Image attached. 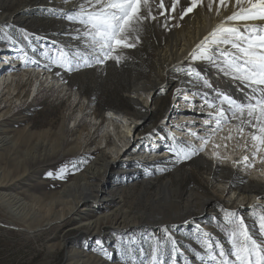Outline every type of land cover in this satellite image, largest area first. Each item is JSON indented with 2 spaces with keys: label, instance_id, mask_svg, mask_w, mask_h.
Returning a JSON list of instances; mask_svg holds the SVG:
<instances>
[{
  "label": "rangeland",
  "instance_id": "obj_1",
  "mask_svg": "<svg viewBox=\"0 0 264 264\" xmlns=\"http://www.w3.org/2000/svg\"><path fill=\"white\" fill-rule=\"evenodd\" d=\"M47 1L0 0V17L15 15L0 24V50H5L1 54L24 58L26 52L19 70L48 72L53 79L48 85L24 80L18 85L22 94L0 96V198H7L0 200V264H152L154 249L162 264H215L209 259L206 242L218 259L217 245L235 264L230 255L231 234L240 220L248 234L264 246L259 227L264 204L256 202L249 207L244 203L239 213L225 207L231 191L241 187L240 180L253 175L251 168L256 164H264V149L260 145L257 152L249 141L243 144L246 153L240 154V144L231 137L216 144L222 133L214 130L222 124L216 127L215 115L201 96L190 97V86L201 76L199 69L190 62L174 66L168 74L177 80L174 87L131 94L133 87L153 72L156 36L162 43L169 32L162 23V12L168 13L173 0H164L163 10L157 6L159 0H151L155 19L145 20L139 32L132 34L128 43L134 47L117 48L109 59H104L98 48L93 50L83 24L68 19L80 9L62 11ZM182 1L180 5H187ZM58 39L66 40L65 47ZM62 52L72 61L71 71L60 66ZM97 57L103 63H96ZM6 70L9 73L11 66ZM227 76L217 65L209 80L218 89L234 83ZM132 99L152 111L138 139L128 143L120 135L128 148L121 160L137 161L133 167L136 175L126 173L124 164L100 172L114 156L112 145L121 146L111 128L106 130L104 118L108 111L133 113ZM189 114V119L182 118ZM185 119L193 122L188 128ZM154 139L162 141L159 149L154 147ZM56 141L59 146H51ZM181 146H191L189 158L177 155ZM211 150L214 154L209 156L206 152ZM150 151L159 153L155 155L159 160L146 164ZM258 153L261 155L255 157ZM199 156L211 161V173L198 163ZM139 160L143 164L138 165ZM232 161L239 167L232 168L233 175L227 180L231 191H218L209 174L217 164L231 166ZM258 176L264 180L263 173ZM169 179L179 192L193 187L202 193L201 199L212 201L195 217L172 221L181 207H171L161 195V185ZM84 195L88 200L74 216L52 223ZM173 195L177 199L178 195ZM91 222L97 225H88Z\"/></svg>",
  "mask_w": 264,
  "mask_h": 264
},
{
  "label": "bare ground",
  "instance_id": "obj_2",
  "mask_svg": "<svg viewBox=\"0 0 264 264\" xmlns=\"http://www.w3.org/2000/svg\"><path fill=\"white\" fill-rule=\"evenodd\" d=\"M47 2H50L51 4L58 6L62 11L80 9L81 4H84L85 7H91L90 5L87 4V0H49ZM182 2L183 1L181 0L180 3ZM184 2L187 3V5H179L180 7L177 6L174 12L171 11L170 8L167 9L168 10L167 14L162 12L163 15L162 23H166V25L169 28L168 36L165 42L162 43L159 41V38L156 36L157 44L155 49L153 72L149 77V79L138 82L133 87L131 94L134 96L140 92H145V91L154 92V91H158L159 88L165 90L170 85H173L174 87L177 83V80L168 78L170 69L174 66L178 67L183 63L190 62L189 64H191L193 68L199 69L201 75L199 78L196 79V84L190 86V90L193 91L190 97L201 96L204 100H208L215 104H219V101L216 99V93L219 92L224 95H227V93L229 92L230 94L228 96H231L232 98L236 99L238 102L247 103L246 96L251 95V91L247 89L239 80H236L232 76L228 75L227 77L232 79L234 83L229 82L228 86L226 87L221 86L218 89L214 88L209 80L210 79L209 77L212 74V70L215 69L217 65H220L223 60V56L221 55V52L224 49H227L228 52L239 55L238 53L235 52V49H233L230 45H219V46L212 45V48L214 49L212 55L213 58L216 60V63H213L212 61L207 59H193L192 53L193 50L196 49L197 45L201 44L204 38L208 36L214 29H216L217 26L220 25L221 23L227 26L237 27L240 29L241 32H244L245 29H251L253 27H258V28L264 27V21H260V20L231 21L227 19L229 16L233 15L234 13L240 12L241 9L248 8L249 5L247 3V0H242V2L239 5L236 3V0H225L224 5H221L219 3V0H203V3L201 5L195 8L188 15L184 16L183 19H181L179 15L182 11L181 6H185V7L188 6L189 0H184ZM171 4L172 3H170L169 6H171ZM13 17H15V15L13 16L1 15L0 24L5 23V21L12 20ZM58 40L62 41L61 45L65 47L64 41L66 40H61V39ZM3 56H4L3 58H0V61L2 62L6 61L8 65L11 66V70L8 71L9 73H7V70L5 71V69H3L2 72H0V96H3L2 94L7 96L9 95L12 96L14 94L13 97L15 98L16 96H18L17 95L18 93L22 94L23 93V91H21L22 88H19L18 85H21L24 80L26 81V83L31 79H35L37 81L40 80L43 81V84H47V85L53 82V79H51L52 76L48 72H44V71L37 72L35 69L32 68H27L24 70L22 68L21 69L22 71H20L19 67H21V63L24 60V58L21 59V57H23L22 55L14 56L13 54L10 53V54H4ZM2 62H0V69L3 67L8 69L9 66L7 67V63H2ZM205 81L211 87H205ZM64 86H65L64 84H61L59 86L61 91L65 90L66 87ZM74 97H77V94H75ZM15 100L18 101L19 98H16ZM131 101L136 109L133 113L108 111L106 118H104L105 123H107L106 130L107 129L109 130L111 128V133L120 141L121 146L120 148H118L116 145L114 144L112 145V150H114L113 151L114 156L112 157V159L105 162L104 168L103 169L100 168V172L106 169L112 171L114 169H117V167L119 168V166H121L122 164H124L126 173L133 174V176L136 175V171L133 167L137 166L134 165L137 164L136 163L137 161L131 162L132 161L131 160L129 163H127L126 161L121 160L122 159L121 157H123L126 154L128 148L125 149L126 144L124 143V141H122L120 135H124V138L127 140L128 143L138 139V137L142 133V129H143L142 126L144 122L150 117L152 111L148 108H145L147 105L145 107L139 105L136 99H132ZM224 107H226V105H224ZM211 109H212L211 111H213L216 117L215 108H211ZM189 110H185V111L188 112ZM228 115L229 117L231 116L230 113ZM190 116H191L190 114L182 115V118L189 119ZM93 120H95V117H93ZM187 120L184 121L185 123L183 124H185V126L188 128L190 125L189 122L191 123L193 122L192 120L189 121ZM221 124H222L221 128H223L222 131H220L221 128H219L217 131L216 129L214 130L215 132L222 133L221 136L219 137V140L216 141V144L221 145L223 141V137H225L228 141L229 138L231 137L236 144L238 143L240 144V146L238 147V151H240V154L241 152L242 154L246 153V150L242 149L244 143L251 141L253 144L255 145L257 144V142L253 141L251 138V133L257 130L254 128H250L246 123L242 124L240 120L229 119L227 121H222ZM185 126L181 125V127H185ZM241 128H243L242 132L240 131ZM62 130L63 129H61V131ZM179 137L182 136H178V138ZM56 142L51 146L58 147L59 143ZM154 142L153 145L155 148L161 147L160 145L162 144V141L155 140ZM262 147L264 149V145H262ZM123 150L124 152H122ZM155 152L156 151H150V153H148L147 155L148 157L146 158L147 159L146 164L150 162H156L159 160L158 158H155L156 157L155 155H158L159 153L157 154ZM213 152L214 151L211 150V151H207L206 153H208L210 156L211 154H214ZM219 153L221 155L222 151L220 150ZM260 155L261 154L258 153V155H256L255 157H259ZM165 157L166 155L163 156V158ZM228 157L231 158L230 156ZM243 157L246 156L243 155ZM233 159L234 158L229 159V161ZM197 160L198 163L201 164L207 170V172L209 173L212 172L211 161H209L203 156H199ZM141 164L143 163L141 160H139L138 165ZM234 166H235L234 162L231 166L229 165L224 166L222 165V163L217 164L215 172L213 174H209V177L212 180V182L216 183L217 186L219 187L220 190L218 191L225 192L227 188H228L227 190L228 192L231 191L230 187H227L229 185L227 180H229V178L233 175L234 171L232 170V168ZM236 166L239 167V164H237ZM244 167L245 165L242 166V168ZM251 169L253 175L247 174L249 175L248 179L240 180L241 187H239L237 190L231 191V196L228 199L229 205L225 206L226 209H229L228 210L229 212L239 213V211L242 210V205L244 203H246L245 206H249V207L250 206L252 207L254 204H256V202L264 204V197L262 196L264 194V180L258 179L259 178L258 173L261 172V174L262 173L264 174V164L263 163L258 165L256 164V168L254 169L252 167ZM234 177L238 179L239 177L241 178V176L238 175H234ZM175 193L178 195L176 196L177 199L173 198L174 197L173 194ZM91 194L92 191L90 192L89 196H91ZM144 194L149 196L147 192ZM201 194L198 192L196 188L193 187L189 188L184 193L183 192L181 193L178 191V189H175L173 187L171 179L164 181L161 185V195L163 196V199L166 200L165 202L169 200L168 202L171 203V207L172 206L181 207L180 210H177V212H175L174 214L175 217L172 219V221L179 219H187L190 216L195 217L196 213L205 211L206 208L208 207V204L212 200L207 198L201 199L203 197V196L201 197ZM89 196L84 195L78 200L74 201L72 207L61 217H54L52 223L60 224L66 219L74 216V214L79 209L81 204H83L84 201H87ZM5 199H7L6 196L4 198L3 197L0 198V200H5ZM5 202L6 201L2 202V204L4 205ZM88 225L96 226L97 222H91Z\"/></svg>",
  "mask_w": 264,
  "mask_h": 264
},
{
  "label": "snow or ice",
  "instance_id": "obj_3",
  "mask_svg": "<svg viewBox=\"0 0 264 264\" xmlns=\"http://www.w3.org/2000/svg\"><path fill=\"white\" fill-rule=\"evenodd\" d=\"M241 2L242 0H236L238 5ZM202 3L203 0H189L188 6H181L180 18L183 19ZM219 3L224 5L225 0H219ZM247 3L248 8L241 9L240 12L234 13L227 19L231 21H264V0H247ZM87 4L91 6L92 10L81 4L80 12L76 16H69L68 19L78 20L85 26L87 29L85 35L90 38L93 50L98 48L104 59L113 58L112 53L117 48L134 47V43H128L132 34L139 32L140 25L145 20L150 17L155 19L151 12V0H94V2L87 0ZM178 5H180V0H173L170 10L174 12ZM158 7L162 10L166 8L164 0H159ZM212 45H230L239 54L236 55L224 49L221 52L223 60L219 65L220 71L239 80L251 91V95L246 96L247 103H244L217 92L216 99L219 104L208 100H205V103L209 108L216 110L215 123L217 128L221 126L222 121L237 119L242 124L246 123L250 128L256 129L257 131L251 133V138L257 142L256 151L259 152L261 150L259 146L264 145V27H253L241 32L237 27L221 23L193 50V59H207L216 63L212 55L214 51ZM114 58L119 62V56ZM61 60L63 62L60 66L67 67L71 71L72 61L68 58L67 53H61ZM95 62L103 63V60L97 57ZM205 87L211 86L205 81ZM229 113L231 114L230 117ZM208 123L205 121V124ZM240 131L242 132L243 128ZM204 143L207 141L204 140ZM189 148L191 146L188 148L181 146L177 155H182L185 159L189 158L192 154ZM227 215L232 217L235 216V213H228ZM259 227L264 233V216L260 218ZM231 235L233 251L230 255L235 257V264H264V246L248 234L243 220L239 221L237 228ZM238 235L239 240L237 239ZM204 246L208 249L209 259L215 264H232L229 260V254L219 245L216 246L219 248V259L213 253L210 244L206 242ZM152 264H162V261L155 254V249Z\"/></svg>",
  "mask_w": 264,
  "mask_h": 264
}]
</instances>
